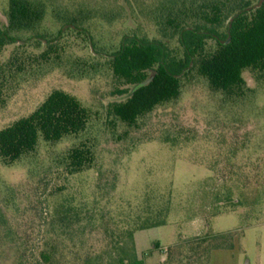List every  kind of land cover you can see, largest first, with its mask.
Returning a JSON list of instances; mask_svg holds the SVG:
<instances>
[{
  "label": "trees",
  "instance_id": "obj_1",
  "mask_svg": "<svg viewBox=\"0 0 264 264\" xmlns=\"http://www.w3.org/2000/svg\"><path fill=\"white\" fill-rule=\"evenodd\" d=\"M2 13L0 111L52 73L102 87L107 101L95 108L55 89L0 128L3 168L28 165L35 174L41 167L65 180L97 176L92 193L67 198L48 213L37 244L26 239L15 215L16 189L0 177V264H147L160 245L139 257L135 235L169 224L173 192L147 196L143 210L114 207L117 174L105 159L111 147L130 152L148 141L147 122L178 107L194 85L207 92L217 129L211 124L198 136L170 126L164 131L173 146L200 136L218 142L209 166L215 176L194 185L190 206L200 196L197 209L208 208L212 218L242 209L246 222L259 220L264 133L247 128L252 119L264 122V106L256 104L264 95V0H8ZM234 132L241 135L233 138ZM56 185L52 195L67 191V184ZM234 241L233 232L211 231L179 240L160 264H211L212 253L234 249Z\"/></svg>",
  "mask_w": 264,
  "mask_h": 264
},
{
  "label": "rangeland",
  "instance_id": "obj_2",
  "mask_svg": "<svg viewBox=\"0 0 264 264\" xmlns=\"http://www.w3.org/2000/svg\"><path fill=\"white\" fill-rule=\"evenodd\" d=\"M7 1L0 0L2 15ZM245 77L253 87L251 77L248 74ZM55 89H62L79 98L85 105L95 108L100 105L98 100L104 103L107 101L100 96V90H104L102 87L96 91V86L89 81H79L60 73H52L18 91L8 106L0 111V128L29 114ZM256 104L264 106V95H259ZM213 112V104L209 102L205 89L194 85L178 107L167 112L160 111L147 122L143 134L147 136L148 141L136 145L130 152L118 151V148L111 147V153L105 159L106 168H111L117 174L114 207L131 203L140 205L143 210L147 196L159 193L167 195L170 190L173 192L174 207L169 224L137 233V252L140 257L143 253L153 250L155 243L160 245V250L154 251L148 257L147 264H160L165 260L169 249L179 240L203 237L208 231L214 234L233 232L234 247L241 250V264H264V211L258 221L246 222L242 209L210 217L208 208L197 209L202 203L200 196L197 197L196 203L193 202L195 206H190L194 185L215 176L209 166L218 157V142H210L203 136L188 145L173 146L165 142L166 126L175 131L185 130L193 136L203 134L211 124H215L217 129L218 119ZM247 130H259L264 133V122L259 123V120L252 119ZM230 135L234 138L241 133L234 132ZM46 150H41L44 159L40 161H46ZM37 169L38 173L30 174L28 165L11 169L0 165L1 184L16 189L17 202H20L21 207L20 212H14L17 217L20 213L19 220L24 231L26 230V239L31 240L32 244L44 239V222L57 204L67 198L79 200L84 194L92 193L97 181L94 172L65 180L58 173L45 172L41 167ZM63 183L67 184V191L57 196L52 195L56 184L59 186ZM0 198H3L2 194Z\"/></svg>",
  "mask_w": 264,
  "mask_h": 264
},
{
  "label": "crops",
  "instance_id": "obj_3",
  "mask_svg": "<svg viewBox=\"0 0 264 264\" xmlns=\"http://www.w3.org/2000/svg\"><path fill=\"white\" fill-rule=\"evenodd\" d=\"M151 230V229H150ZM137 233L135 235V245L137 250ZM138 253V252H137ZM140 257V254L138 253ZM241 250L234 249L232 250H217L212 253L211 264H241Z\"/></svg>",
  "mask_w": 264,
  "mask_h": 264
},
{
  "label": "water",
  "instance_id": "obj_4",
  "mask_svg": "<svg viewBox=\"0 0 264 264\" xmlns=\"http://www.w3.org/2000/svg\"><path fill=\"white\" fill-rule=\"evenodd\" d=\"M0 17H2L5 21H7L6 17L0 13Z\"/></svg>",
  "mask_w": 264,
  "mask_h": 264
}]
</instances>
